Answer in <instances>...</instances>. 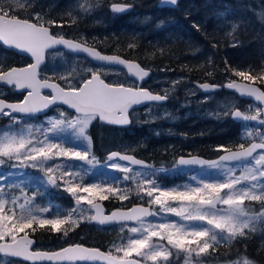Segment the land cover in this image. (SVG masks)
<instances>
[{"label":"snow or ice","instance_id":"snow-or-ice-1","mask_svg":"<svg viewBox=\"0 0 264 264\" xmlns=\"http://www.w3.org/2000/svg\"><path fill=\"white\" fill-rule=\"evenodd\" d=\"M161 3L177 5L178 0H161ZM27 7V0H0V42L14 47L20 52L31 56L33 62L24 67L0 66V84L12 86L18 91L27 90V95L22 101L8 102L0 98V115L9 117L12 125L20 123V117L14 113L32 115L50 105L60 102L74 110V115L60 113L59 118L51 119L46 130L37 129L41 133L39 137L33 134L31 126L24 129L13 130L9 126L0 130V165L11 162L12 168H38L44 173V185H51L57 189H63L75 199L77 206L84 203L96 209V215L89 219L100 224L123 221H137L140 227L129 229L131 233H139L137 238H128L126 244L115 248L122 255L114 256L111 251L105 253L98 248H86L81 244H74L62 248L56 252L31 251L34 243L29 239V232H35L38 228L48 226L52 232H63L78 226L77 219L73 218L76 209L62 215L59 211L53 218L46 215L51 211L52 205L37 207L34 203L37 196L44 193L38 188L28 195L20 189V195H15L12 188L19 185H7L0 187V253L13 257H22L25 260L46 259L50 261H104V264H140V260L132 259L144 257L153 261L167 262L171 252L161 245L153 242L154 238L167 240L171 247L185 251L189 254L195 252L197 256L207 253L209 248L222 240L231 241L237 237L246 235L245 229H251L253 221L264 217V211L258 215H250L246 211L245 201H258L264 204V132L257 130L255 133L246 132V137L251 139L254 135L260 142H252L248 147L241 143L237 150L220 145L217 151L223 152L216 161H206L199 158L185 159L181 157L178 165H200L217 170L222 177L216 182L200 181V186L189 187L184 190L161 188L154 179H141L138 185L147 197L149 203L160 206L163 212L173 213L185 221H199L206 226H185L174 222H162L156 225L145 223L144 217L157 215L143 206L134 207L128 212L120 210L110 215H103L95 200H108L110 196H116L121 200L128 198L118 186L110 184L84 183V177L89 174V169L83 168L84 164L95 167L98 161L90 156V138L87 129L92 121L100 120L109 124L127 125L131 123L128 118V110L134 104L144 101L163 102L168 99L165 93L153 94L142 86H126L123 83H108L102 79L100 71L89 69V77L82 78L80 83H72L69 77L61 76L68 87H62L60 83L49 82L39 78V69L44 62L45 54L54 46L87 53L97 61L108 64L123 65L128 72L143 81L149 76V72L132 61L122 59L119 56L102 55L100 52L85 46L82 43L65 39L50 31V26L63 27V22L57 24L50 20L41 22V17L36 14L35 22L31 19H22L16 13ZM131 5H112L113 12H124ZM89 11L90 9H84ZM30 15V14H29ZM75 23V20H72ZM134 47V45H129ZM227 70V69H226ZM235 76L241 77L250 83L243 86L235 82H229L225 87L235 88L241 95L254 97L264 104V91L252 86L257 81L264 84V70L260 74H251L249 71L231 69ZM201 88L209 90L215 85L201 84ZM41 89H51L49 96L41 95ZM234 118L244 121H259L264 126V109L257 108L255 114H243L238 109L230 113ZM70 129L79 140L86 142L89 147L80 149L67 146L53 137L63 134ZM259 150V151H258ZM112 161L108 165L111 169L125 174L132 172L128 166L121 165L117 160L129 161L132 165L147 167L142 161L129 155H121L112 152L108 156ZM56 161H62L56 163ZM73 161L82 162L75 165ZM241 162L236 167H230L228 162ZM49 162H52L49 164ZM240 174L237 175V170ZM162 171V170H161ZM143 174L137 172L136 177ZM3 179V176H0ZM124 179H130L128 175ZM195 179V178H194ZM223 193V195H221ZM139 194V193H138ZM169 201H179L184 207L176 208ZM226 205L224 210L217 209V205ZM211 226V227H208ZM226 233V235H225ZM23 234V235H21ZM19 237V239H18ZM234 264H253L246 257L235 261Z\"/></svg>","mask_w":264,"mask_h":264},{"label":"trees","instance_id":"trees-1","mask_svg":"<svg viewBox=\"0 0 264 264\" xmlns=\"http://www.w3.org/2000/svg\"><path fill=\"white\" fill-rule=\"evenodd\" d=\"M36 1H39L38 4L40 5L31 10H42L45 6L43 2L46 0ZM54 1H57V5L48 11L52 14L56 13V20L59 23L63 22L64 25H69L73 13L70 7L80 0ZM120 1L133 5L135 9L141 2V12L148 13L151 17L147 16L148 20L146 17L143 20H138L135 24L124 21L109 27L99 35H87L89 38L87 43L102 52L119 54L142 64L156 67L170 68L175 66L176 70L186 73L201 69L203 80L215 82H219L225 76L243 80L241 77L235 76L231 69L249 71L251 74L257 75L264 70V19H257L256 14L250 10V6L257 5L258 0H181L180 4L186 7L185 14L181 10H175V8H157L156 6L152 9L156 0H105L103 4L107 9L109 4ZM262 1L264 3V0ZM30 4L28 3L25 9H30ZM25 9L17 11L16 14L20 17H27L28 11ZM89 25L90 23L85 24V26ZM130 44L134 47H129ZM14 54L12 51L3 49L0 45V66L8 68L19 65L15 56L11 58ZM256 84L264 89V84H260L259 81ZM8 91L11 93L1 94V96L6 99H16V92ZM105 128L95 120L88 130V134L93 140L92 150L99 160L103 159V154L100 151L101 139L98 140L99 137L96 133L103 132ZM190 130L192 131L191 136H195L196 131ZM200 135H202L200 139L193 141V144L196 145L192 149L207 155L209 147L217 148L220 145L229 148L237 147L240 131L227 125L213 126L209 123L208 126L202 128ZM125 136L135 139L133 135L126 134ZM181 147V144L180 147H175L179 150V155L183 154L184 151ZM166 151L167 149L163 150L164 153H162L159 148L154 151L153 160L156 164H167L169 158L165 154ZM217 152L219 153V151ZM170 181L173 180L170 179ZM44 189L47 190V194L51 190L48 187ZM103 202L106 206L112 207L122 204L116 196H110L108 200ZM61 214L67 215V211ZM73 218L77 219L78 226L69 229L67 235H64L63 232H52L48 226L29 233L35 238L36 244L43 246L51 244L50 239L64 240V244L77 242L81 227L74 213ZM80 241L86 245L109 250L115 238L113 235L111 237H96L91 234L82 237ZM237 244L240 245L239 248L237 247L236 254L240 257L245 255L254 264H264V249L251 251L247 246L251 248L253 246L241 240H238ZM243 247L246 250H243ZM170 252L169 260L158 262V264H185V254L173 249ZM0 264L31 263L0 256Z\"/></svg>","mask_w":264,"mask_h":264},{"label":"rangeland","instance_id":"rangeland-1","mask_svg":"<svg viewBox=\"0 0 264 264\" xmlns=\"http://www.w3.org/2000/svg\"><path fill=\"white\" fill-rule=\"evenodd\" d=\"M34 0H27L28 3H31V8L30 9H25L27 12V15H33V19L35 20L36 14H39L41 17V22L46 23L50 21L51 19L49 17H56V13L52 14L49 12V9H53L57 5V1L54 0H46L43 2L45 4L44 8L41 10H31L35 9L36 6H39L40 3L39 1H34ZM50 1V2H49ZM158 1L156 0V3L152 7L155 8H160L158 6ZM83 2L82 0L77 1V4H80ZM27 3V4H28ZM85 4V3H84ZM192 4V3H190ZM257 5L250 6V10L253 11L256 15L257 19H264V3L262 0H258L256 3ZM100 5V4H99ZM43 6V5H42ZM101 6V5H100ZM102 7V6H101ZM142 8V3L137 6V8L133 10L132 13L122 16V19L119 20V18L116 17V15H113L109 11V7H107L106 10L105 8H102V13H100V7H97L98 12L96 11V6L93 5L89 7L88 5H81L80 8H76L75 6H71L70 10L76 11V13H72V17L79 19V18H85L87 20H90L91 22L97 20L98 24V29L103 31L104 29H108L109 27H113V25H117L119 23H122L126 21L127 23L135 24L138 20H143L144 18L149 17L150 14H143L141 12ZM185 6L179 5L175 8V10H181L183 14H185ZM253 7V8H252ZM84 9H92L91 12L85 11ZM136 13V15H135ZM139 13V14H138ZM143 14V15H142ZM112 15V16H111ZM99 16V17H97ZM141 16V18H140ZM111 17V18H109ZM139 17V19H138ZM101 18H104L106 20L105 27L99 23V21H102ZM89 22H87L88 24ZM68 25H64L63 27H66ZM100 26V27H99ZM58 27V26H56ZM96 28V27H95ZM68 30V29H67ZM56 34L61 35V33L56 32ZM98 35V34H96ZM79 38V40H87L89 42V38H87V35L83 33H77L72 35L71 37ZM95 36V35H94ZM15 58L19 61H21L20 57L18 55H13L11 58ZM80 62V63H79ZM96 70L97 68L95 65L92 63L88 64V62L85 60V58H78V57H70L63 51H54L49 54V63L47 67L44 70V75L45 78L57 80L59 79L61 81V84L64 85L65 87H68V84L65 82V80L60 79L61 76L69 77L70 81L72 83H80L82 82V78H85L83 75L89 72L88 70ZM164 69V68H159V70ZM43 75V74H42ZM225 81L230 80V76H225ZM111 81H114L115 83H126L129 84L130 81L125 74V72L121 69H114L113 76L110 77ZM156 81H159V79H156ZM169 81L168 77H165L162 80V83L164 86H166ZM186 82V81H185ZM165 90V88H163ZM177 91L180 92L179 88H176ZM14 91V90H13ZM183 91L188 92L189 94H192L196 92L195 88H189L185 87ZM225 93V89L222 90ZM8 93H11L7 91ZM5 89L0 87V93L5 94L7 93ZM15 92V91H14ZM0 94V95H1ZM220 99V100H219ZM205 103H209L210 101H216V106L218 108V114L220 115H226L230 112V110L233 108L234 104L237 102L235 99H233V96L231 95H221V93H214L213 95L207 96L204 95L203 98L201 99ZM186 101V100H184ZM179 107H184L182 103L179 101H174ZM207 109L209 106H206ZM147 108H153V107H147ZM157 109V108H154ZM163 110H166L165 108H161ZM149 109H146L148 111ZM63 112L65 114H69L64 109H57L54 112L50 113L47 116L41 117V119L37 121H28L27 119L25 120L27 123L26 125L31 126L33 129V134L37 137L41 135L37 129H44L46 130L47 127L49 126V121L51 119L59 118L60 113ZM142 114V112H141ZM255 114V112H254ZM70 115V114H69ZM206 118H210L212 114H206ZM166 115L163 112H158L155 116H151L152 118H148L149 114H145V117L136 116L137 119H140L141 122L143 123L144 126L142 129H147L151 130L152 128L150 125L153 122V120L160 121L163 119ZM176 124H182V120H180V117L176 119ZM23 119L20 117V122H22ZM163 122V121H162ZM25 125V126H26ZM9 126L12 127L13 130H21L24 129L25 126H21L20 124L17 125H12L10 119L8 118L5 120L1 125H0V130H5ZM155 129L158 130V128L154 127ZM108 131L103 134V141L102 145L100 147V150L102 153H107L108 151L112 149H118L126 152H134L137 148V143L135 139H128L125 134L126 133H132L133 127L127 128V129H107ZM257 130L264 132V128L261 127L259 123H256L251 126H243L242 131L240 132L239 140L238 143L244 142L247 140H250L249 138L246 137V132L251 131L255 133ZM152 131V130H151ZM245 131V132H244ZM145 132L143 130H140V135L142 136ZM87 134V133H86ZM88 135V134H87ZM160 136H165L164 134H161ZM89 137V135H88ZM54 139L60 140L62 143H66L67 146H73L75 145L76 147L83 149L86 147H89V145L86 142H83L79 140L74 134H72L70 129H66L63 134H57L56 136L53 137ZM90 138V137H89ZM255 139H259V137H256L255 135L252 137ZM251 138V139H252ZM91 141V139H90ZM170 147H171V143ZM140 148L142 146H139ZM175 147H180V144L176 145ZM142 149V148H141ZM161 149L162 153L163 150H165V147L159 148ZM168 149V148H167ZM179 151V150H178ZM167 157L169 158V161L167 164H156V162L153 160V165L157 167H134L131 165H128L126 163H123L121 161H116L120 163L121 165L128 166L132 169V172L130 173H123L117 170L111 169L108 165L112 163V161H109L106 157L104 159L99 160L98 157L94 154L92 150V144H90V156H94L95 160L98 161L99 163L96 164L95 167H91L87 164L83 165V168L89 169V174L84 177V183H100V184H110L113 187H119L124 193L127 194L128 198L125 200H120V203H125L126 201H136L140 203H146L149 204L152 207V211L156 212L157 215L150 216L148 218H143L144 222L151 223L153 225L162 223V222H174L177 224H182L185 226H195V227H200V226H206L202 225L201 222L199 221H185L181 217L176 216L173 213H168V212H163L160 210L159 205L155 204H150L149 200L150 198L147 197L142 191H140L138 185L140 184V180L143 179H154L156 183L164 189H177V190H184L189 187H195V186H200L199 182L203 181L205 183L207 182H216L219 181L222 177L220 176V173L217 170L210 169L208 167H204L201 169L197 170H189V169H184V168H176L172 167L170 161V156L168 155V151L165 152ZM62 161H56V163H60ZM11 162H6L4 165H0V176H3V179H0V187H5L7 185H19V188H12L11 191L15 195H20V189H23L24 192H26L28 195H32L36 189H40L44 194L41 196H37L34 203L37 207H47L49 204L52 205V209L49 213L44 214L48 218L49 217H54L57 211L60 213H64L65 211H70L72 209H76L74 212V216L78 218L79 220V225H80V235L78 236L77 240H81L82 237H85L87 235H94L96 237L104 236V237H110L114 236L115 241L112 243L111 252L114 255H122V253H117L115 251V248L117 246H120L122 244H126L128 238H137L139 237V233H131L129 231L130 228L132 227H140V224L138 222L136 223H128V224H121L118 226H114L112 228L104 229V231H101V227L93 226L90 223L89 217L92 216L93 213V207L87 205L86 203L77 206L75 203V199L70 196L67 192L63 191V189H57L55 187H52L51 185H47L51 187L50 190V195H53L54 197H45V190L43 181L46 179L44 176V173L40 171L38 168H32V167H27V168H12L10 167ZM52 162H49L51 164ZM75 165H81L82 162L79 161H73L70 162ZM241 162H231L228 163L230 167H236L237 164H240ZM169 166V167H168ZM162 170V171H161ZM34 172H37L38 174V179H34L35 175ZM142 173V177H136V173ZM237 175L240 174V170H237ZM128 175L130 179L125 180L124 176ZM121 176V180H117L116 177ZM173 176L176 177V180L174 183H169L166 182V179L173 178ZM195 178V179H194ZM105 179V180H103ZM139 193V194H138ZM223 195V193H221ZM63 196L67 199V202L63 201H58V197ZM118 203V202H117ZM126 204V203H125ZM170 206L176 207V208H181L184 207L185 205L182 204L179 201H169ZM244 207L246 211L249 212L250 215H258L260 212L264 211V204L258 201H245ZM226 205L218 204L217 209L219 210H224L226 209ZM211 227V226H208ZM246 235L244 237H237L236 239L231 240L230 242L227 240H222L220 243L214 244L213 247L209 248L207 253H202L199 256L195 252H192L191 254L175 249L171 247L170 245L167 244V240H160L158 238H154L153 242L155 244L161 245L164 248L168 249L169 251L171 249H174L175 251L178 250V252H182L185 254V264H234L235 261L240 260L242 257H240L238 254H236L237 247L239 248L240 244L236 245V242L238 240L248 242L250 245L253 247L247 246V248L251 251L258 250V249H264V217H260L259 219L253 221L252 228L251 229H245ZM226 235V233H225ZM51 244L44 245L42 247L38 248H43V249H53L56 247H59L64 244V240L61 239H50ZM234 246V247H230ZM251 248V249H250ZM254 248V249H253ZM243 250H246L244 247L242 248ZM246 252V251H245ZM135 257V256H133ZM245 257V255H243ZM142 261V264H152L153 261L145 259L144 257H136ZM247 258V257H246ZM248 259V258H247ZM251 261V260H250ZM81 264H90V263H81ZM254 264V263H253Z\"/></svg>","mask_w":264,"mask_h":264},{"label":"flooded vegetation","instance_id":"flooded-vegetation-1","mask_svg":"<svg viewBox=\"0 0 264 264\" xmlns=\"http://www.w3.org/2000/svg\"><path fill=\"white\" fill-rule=\"evenodd\" d=\"M105 0H85L84 2H81L80 4L73 3V6L76 8H80L81 5L86 4L89 7L95 5L96 11L97 7L99 6L100 13H102V8L104 7L106 10L105 5L103 4ZM102 6H100V5ZM89 10V12H91ZM73 13H76V11ZM29 19L33 20V15H27ZM51 20H54L59 24V21L56 20V17H49ZM99 17V16H97ZM117 18L122 19V15H116ZM72 20H75V23H72V20L70 21L69 25L70 29L74 32L79 33H86V35H94V34H101L103 31L98 29L97 20L91 22L90 20H87L85 18H79L76 19L74 17H71ZM102 21L100 22L101 25L104 26L106 24V20L104 18H101ZM87 22L90 23L89 26H85ZM88 23V24H89ZM96 27V28H95ZM68 29V27H56L55 25L50 26V31L55 33V31L62 32L64 30ZM82 43L87 44L89 46V43H87V40H80ZM21 61H19L18 66H24L27 65V60L21 56H19ZM102 69V67H100ZM164 69L161 70H151V75L147 78H145L143 81H141V84H139V81L135 79V81L130 80V83L128 85H136V86H142L147 87L151 91L160 93V94H167L168 99L161 104H148L142 108L135 109V120L137 119L136 116L142 115V117H145V114H149L148 118H152L151 116H155L158 112H163L166 116L161 119L160 121L153 120L151 123V130L145 132L142 136L140 135L139 130L137 129V125L135 124V141L137 143V148L135 150V155L142 159V162L144 165H147V167H157L153 165V153L157 148L165 147L168 151V155L170 156V160L172 161L171 166L172 167H180L184 169L189 170H197L203 167H189V166H178L177 165V158L179 156H185V155H201V156H207L210 158H213L217 153L216 147H209V150L207 151V155H203L199 152H195L192 147L196 144H193V141H196L202 137L200 135V132L202 131V128L204 126H208L209 123L214 125H227L229 127H232V129H242L243 126H251L252 124L259 123V121H244L242 119L234 118L230 113L234 112L235 110H239L243 114H254L256 112L257 108H261L260 106L254 104L249 99H244L238 97L236 94H233L231 92H223L219 91V88L212 91L204 92L200 89V84L203 83V72L201 69H197L195 71H191L190 73H183L180 71H177L175 69V66H171L169 69L163 67ZM111 69V68H110ZM174 69V70H173ZM107 70V69H106ZM109 77L113 76L114 70L109 72H105ZM183 75V76H182ZM42 77H45L44 73ZM168 77L169 81L166 83L167 85L164 86L162 83V80ZM156 79H159V81H156ZM186 81V82H185ZM124 83V82H123ZM189 88H195L196 92L189 94V91H183L185 87ZM10 87V88H9ZM7 87H1L3 89H6V92L8 90L12 91L15 90L14 87L9 86ZM165 88V90H163ZM176 88H179L180 92L176 90ZM221 93L225 97V95H231L233 96V99H235L237 102L234 104L233 108L230 110V112L226 115H220L218 114V108L216 105V101H210L209 103H205L201 99L204 95L210 96L214 93ZM8 93V92H7ZM24 92H16V99H6L8 101H18L21 100L24 97ZM179 101L184 105V107H179L174 101ZM186 100V101H184ZM220 100V99H219ZM206 106H209L208 109ZM147 107H153V108H147ZM157 108V109H154ZM161 108H165L166 110H163ZM146 109H149L145 112ZM142 112V114H141ZM206 114H212L210 118H206ZM180 117V120H182V124L177 125L176 119ZM2 121L4 120L2 117L0 118ZM260 119H263L262 116ZM163 121V122H162ZM146 126V125H144ZM154 127L158 128L155 129ZM264 128V126H261ZM190 129H193L196 131L195 136L192 135V131ZM200 131V132H199ZM161 134H164L165 136H160ZM155 138V139H154ZM171 143V147L170 144ZM184 143V144H183ZM181 144V148L183 151V154H178V150L175 148L176 145ZM147 146L148 148H144V146ZM197 145H199L197 143ZM143 146V147H139ZM198 147V146H197ZM190 149V150H189ZM148 156L149 159L147 158ZM169 167V166H168Z\"/></svg>","mask_w":264,"mask_h":264},{"label":"water","instance_id":"water-1","mask_svg":"<svg viewBox=\"0 0 264 264\" xmlns=\"http://www.w3.org/2000/svg\"><path fill=\"white\" fill-rule=\"evenodd\" d=\"M160 1V5H170V4H164V3H161V0H159ZM117 5H127V4H125V3H116ZM171 6H173V5H171ZM130 9V8H129ZM128 9V10H129ZM110 10L112 11V5H111V7H110ZM128 10H126V11H124V12H114V13H117V14H123V13H126V12H128ZM113 12V11H112ZM23 19V18H22ZM65 39H68V40H73V39H71V38H66L65 37ZM73 41H75V42H79V41H76V40H73ZM5 48H8V49H11V50H14V51H16V52H18V53H21V54H23V55H26V56H28L31 60H32V58H31V56L29 55V54H27V53H23V52H20L19 50H17V49H15L14 47H11V46H8V45H5V44H3V42H0ZM79 43H82V42H79ZM83 44V43H82ZM85 45V44H84ZM85 46H87V45H85ZM58 47H61V48H63V49H65L67 52H69V53H71V54H77V55H83V56H86L87 58H89L92 62H94L95 64H97V65H107V66H117V67H121V68H123V69H125L126 70V72H127V74H128V76L129 77H131V78H136V77H134V76H132L129 72H128V70H127V68L125 67V66H123V65H117V64H108L107 62H102V61H97V60H95L94 58H92V57H90L87 53H84V52H78V51H72V50H69V49H67V48H65L64 46H60V45H57V46H54L52 49H55V48H58ZM87 47H89V48H92V49H94V50H96V51H98V52H100L99 50H97L96 48H93V47H90V46H87ZM102 55H107V56H119V57H121L122 59H125V60H128V61H132V62H134V63H136V64H139L138 62H136V61H134V60H130V59H127V58H124V57H122V56H120V55H118V54H106V53H102V52H100ZM32 62H33V60H32ZM44 62H45V59H44ZM44 62L41 64V66L44 64ZM140 65V64H139ZM40 66V67H41ZM141 67V66H140ZM137 79V78H136ZM49 82H53V81H49ZM140 82V81H139ZM230 82H235L237 85H241V86H243L244 84H248V83H250V82H245V81H240V80H233V81H230ZM54 83H56V82H54ZM229 83V82H228ZM228 83H226L225 84V86L228 84ZM207 84H209V83H207ZM0 85H3V84H0ZM209 85H212V84H209ZM6 86V85H5ZM252 86H256V87H259L257 84H254V85H252ZM227 88V87H226ZM260 88V87H259ZM211 89H213V88H210L209 90H211ZM229 89V88H228ZM41 90H50L51 92H52V90L51 89H41ZM41 90H40V92H41ZM229 90H231V91H233V92H235V93H237L239 96H241V97H244V98H250V99H252V100H254L255 102H257V103H259V104H261L263 107H262V109H264V104H262L260 101H257L254 97H249V96H247V95H241L240 94V92H238L235 88H233V89H229ZM260 90L261 91H263L261 88H260ZM18 91V90H17ZM23 91H26V95H27V90H23ZM20 92V91H19ZM154 94V93H153ZM42 95V94H41ZM23 100V99H22ZM149 102H154V101H144V102H142V103H140V104H134V105H132L130 108H129V110H128V114H129V112L131 111V110H133V109H135V108H137V107H141V106H143L144 104H147V103H149ZM55 105H64V104H62V103H60V102H57L56 104H53V105H50L48 108H46V109H43L42 111H40V112H37V113H35V114H37V115H40V114H44V113H46L51 107H54ZM67 109H69V110H71V111H73L74 112V110H72V109H70V108H68V106L67 105H64ZM15 114H18L19 115V113H14L13 115H15ZM21 115H24V114H21ZM264 117V116H263ZM129 118V117H128ZM101 122H103V121H101ZM103 123H105V124H108V125H115V126H127V125H119V124H109V123H107V122H103ZM252 142H260V141H256V140H253V141H251V142H249L247 145H245V147H248L249 146V144L250 143H252ZM238 149V148H237ZM237 149H233V150H237ZM112 152H118V153H120L121 155H129V156H132V157H134L135 159H137L136 157H135V155H133V154H130V153H124V152H121V151H118V150H112V151H110L109 153H107V157L109 156V154L110 153H112ZM224 153L223 152H221L220 154H219V156L220 155H223ZM219 156H217L216 158H212V159H209V158H205V157H203V156H198V155H191V156H181V157H183V158H185V159H190V158H199V159H203V160H206V161H216V160H218V157ZM181 157H179L178 158V160L181 158ZM138 160V159H137ZM178 160H177V162H178ZM190 166H200V165H190ZM98 206H99V208H100V210H101V212L103 213V215H110L112 212H114V211H117V210H120V211H122V212H128L130 209H132V208H134V207H140V206H143V207H145V208H149V210L151 211V208L148 206V205H144V204H139V203H136V204H133L132 206H130V207H128V208H119V207H117V208H113L112 210H110L109 212H106V209H105V206L103 205V203L102 202H100V201H96L95 202ZM97 213H96V209L94 208V210H93V215H96ZM92 215V216H93ZM123 222H135V221H123ZM91 223H93V224H97V225H101V226H110V225H112V224H116L117 222H111V223H105V224H100V223H98V221H94V220H91ZM120 223V222H119ZM21 235H23V234H21ZM18 239H19V237H18ZM29 239H31L32 241H34V243H35V240H34V238L33 237H31L30 235H29ZM34 243L31 245V248H30V250L31 251H39V252H49V253H51V252H56V251H59L60 249H62V248H65V247H68V246H70V245H74V244H81V245H83L84 247H86V248H98V247H95V246H87V245H84V244H82V243H73V244H67V245H64V246H61V247H59V248H56V249H53V250H41V249H35V250H33L32 249V247H33V245H34ZM98 249H100V248H98ZM102 252H105V253H107V251H105V250H102V249H100ZM8 256V257H10V258H14V259H18V260H23V261H27V262H30V263H81V262H85V261H80V260H73V261H59V260H54V261H50V260H46V259H31V260H25L24 258H22V257H13V256H9V255H5V254H3V253H0V256ZM115 256V255H114ZM132 259H135V258H132ZM90 263H95V264H104V261H89Z\"/></svg>","mask_w":264,"mask_h":264},{"label":"bare ground","instance_id":"bare-ground-1","mask_svg":"<svg viewBox=\"0 0 264 264\" xmlns=\"http://www.w3.org/2000/svg\"><path fill=\"white\" fill-rule=\"evenodd\" d=\"M181 2V0H178V4L177 5H175V6H171V5H160V1H158V6L160 7V8H169V9H174V8H176L178 5H179V3ZM255 2V1H254ZM116 3H119V2H113V3H111V4H109V11L113 14V15H122V16H124V15H128V14H130V13H132L133 12V10H134V6L133 5H131V4H127V5H131V7H130V9L128 10V12L127 13H125V14H117V13H114V12H112L111 10H110V7H111V5H113V4H116ZM145 5V4H144ZM149 5H151L150 3H149ZM190 5V4H189ZM188 7V6H187ZM140 8V7H139ZM185 8V7H184ZM191 8V7H190ZM253 8V7H252ZM145 10V9H144ZM149 11H150V9H149ZM139 14V13H138ZM144 14V13H143ZM142 14V15H143ZM155 14V13H154ZM135 15H136V13H135ZM145 15V14H144ZM112 16V15H111ZM148 16V15H147ZM149 17H151L150 15H149ZM109 18H111V17H109ZM140 18H141V16H140ZM138 19H139V17H138ZM152 19H153V17H152ZM147 20H148V17H147ZM145 21V20H144ZM155 21V20H154ZM159 21V20H158ZM101 21H99V23H100ZM147 22V21H146ZM143 23V22H142ZM159 23V22H158ZM162 24V23H161ZM165 24V23H164ZM100 27V26H99ZM104 27H105V24H104ZM133 27V26H132ZM154 30H155V28H154ZM109 31V30H108ZM94 35H96V34H94ZM99 35V34H98ZM92 38V37H91ZM84 44V43H83ZM85 45H87V44H85ZM87 46H89V45H87ZM90 47H93V48H96V47H94V46H90ZM97 49V48H96ZM6 50H9V51H12L13 53H15L16 55H18V56H21V57H23V54H21V53H18V52H16V51H14V50H10V49H6ZM97 50H99V49H97ZM100 51V50H99ZM24 66H26V65H24ZM24 66H18V65H16V66H13V67H24ZM163 67V66H162ZM167 68V67H166ZM169 69V68H168ZM174 70V69H173ZM183 76V75H182ZM0 87H4L5 88V86H0ZM8 88V87H7ZM10 88V87H9ZM226 92V91H225ZM0 98H3V97H0ZM220 130H222V129H220ZM179 157H181V156H179ZM178 157V158H179ZM177 158V159H178Z\"/></svg>","mask_w":264,"mask_h":264}]
</instances>
